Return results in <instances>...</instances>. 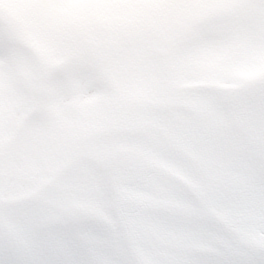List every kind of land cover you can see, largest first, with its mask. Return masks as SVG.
Masks as SVG:
<instances>
[{
    "label": "clouds",
    "instance_id": "9594fccd",
    "mask_svg": "<svg viewBox=\"0 0 264 264\" xmlns=\"http://www.w3.org/2000/svg\"><path fill=\"white\" fill-rule=\"evenodd\" d=\"M0 264H264V0H0Z\"/></svg>",
    "mask_w": 264,
    "mask_h": 264
}]
</instances>
